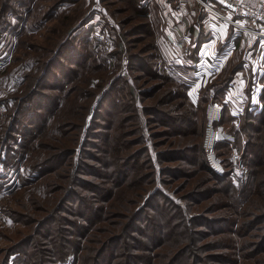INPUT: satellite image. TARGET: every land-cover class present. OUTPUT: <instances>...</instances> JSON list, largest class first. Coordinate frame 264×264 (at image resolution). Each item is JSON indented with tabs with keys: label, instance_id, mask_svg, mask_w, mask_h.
<instances>
[{
	"label": "rangeland",
	"instance_id": "1",
	"mask_svg": "<svg viewBox=\"0 0 264 264\" xmlns=\"http://www.w3.org/2000/svg\"><path fill=\"white\" fill-rule=\"evenodd\" d=\"M180 1L186 11L179 18L180 36L173 40L165 29L174 22V10L184 8ZM143 6L146 16L140 13ZM207 15L190 0H0V58L8 62L0 70V264L14 246L37 252L40 264H54L59 252L70 254L62 264H81L78 255L83 262L89 257L91 264L122 262V249L105 261L98 250H90L91 255L85 254L86 248L79 250L86 239L70 235L66 223L75 220L85 226L70 210L75 211L72 203L81 194L97 198L95 188L101 196L96 206L115 203V196L107 200L111 182L117 179L108 169L112 152L98 133L106 139L113 136L115 142L119 132L127 133L122 140L128 141L134 140L137 127L140 139L121 150L115 161L122 162L118 176L123 186L133 180L129 198L136 201L130 200V213L155 200L156 190L169 195L187 218L200 220L192 227L197 246L193 254L209 264H224L210 256L223 254L216 246L235 238L241 223H246L241 228L245 240L264 232V190L251 208L254 219L246 221L235 215L239 207L231 204L234 195L227 184L216 183L201 167L204 162L218 176L228 175L236 186L252 180L247 176L251 155L245 152L248 137L243 125L247 113L261 108L264 41L252 42ZM188 34L190 44L179 48ZM184 49L183 62H177L176 55ZM223 88V99L231 102L244 89L245 113L237 125L221 116L218 123L234 136V143H215L210 151L204 148L208 111ZM127 102L136 110L137 124L134 115L123 111ZM261 115L264 110L257 117ZM65 149L67 153H60ZM208 154L218 171L210 167ZM134 166H139V179L133 177ZM72 168L75 176H67ZM69 180L72 193L65 192ZM89 182L95 188L87 186ZM125 187L114 189V194L125 192ZM259 205L263 209L255 214ZM118 213L122 209L107 214V220L118 222L116 230L132 223L130 215L120 218ZM154 219L162 224L158 214ZM144 233L132 238L149 245L148 231ZM124 242L129 247L136 244L129 238ZM258 245L264 247V239ZM180 248L167 250L174 255Z\"/></svg>",
	"mask_w": 264,
	"mask_h": 264
},
{
	"label": "trees",
	"instance_id": "2",
	"mask_svg": "<svg viewBox=\"0 0 264 264\" xmlns=\"http://www.w3.org/2000/svg\"><path fill=\"white\" fill-rule=\"evenodd\" d=\"M144 1L145 0H141ZM140 13L144 16L147 15V7L143 6L140 7ZM197 61V59H195ZM219 91V90H218ZM225 88H223L222 91L219 92V94L216 96L218 97L217 100H222L224 97ZM264 92L261 95V108L258 110V112H252L247 113L244 117L243 125V132L246 133L248 137V142L245 146V152L249 155H251L250 161L247 163V176L249 175V178L252 180H244L241 183H239L237 186L234 185L232 180H227L229 177L228 175L218 176L215 174L210 168L203 162L202 169L205 173H207L213 181L216 183L224 182V184H227V188L232 193L233 196V202L231 204L234 207H239L235 213L237 216H241L242 219L245 218L246 221H251L254 219L255 215L250 214L251 208H255L256 205H253L254 202H256L257 196L260 197L262 195L264 188H262L264 184V180H261V175L264 174V117L258 118L257 116L259 113H262L264 110ZM204 103V100H203ZM20 109H17V112L19 113ZM123 111H127L131 115H134V124H137V117L135 116L136 110L133 108V105L131 102H127L123 108ZM17 113V114H18ZM223 118L227 117L228 114L224 110L222 112ZM221 115V116H222ZM127 120V118H126ZM122 120L119 122L120 125ZM34 125V124H33ZM138 127L134 128L133 132V139L130 140H122V138H126V135L122 132H119L120 135H118L116 142L113 140V136L111 138L106 139V135H100L98 133L99 139L106 144L109 145V149L111 150L112 154H109L107 156V161L110 163L108 165V169L111 170L110 173L114 172V175L117 176L116 180H112V189L110 190L111 195L108 196L109 200L111 197L115 196V203L107 204L106 206H96L94 204V201L99 202L101 196H98V192L100 190L93 187V183L88 184L90 188H95L96 197L94 200H91L90 195L81 194L77 196L72 203V208H75L72 211L70 210V213L75 215V218L83 219L85 226L83 224H80L79 222H76L75 220L70 222L69 224L66 223L70 227V235L77 239H86V245L79 250L85 248V254L91 255V251H97L98 253H101L100 256L105 255L103 261L107 259L109 255L112 253L114 254L117 249H122V253L124 255V259L121 262H116V264H126V263H134L137 262V264H209L205 263L203 261H197L196 254L194 253L193 247L196 245L193 243L195 241V237L192 231V227L200 225V220L198 219H192L186 217L183 213L180 212V209L178 208V204L175 203V201L164 192H160L156 190V199L155 200H148L147 206L144 205L143 209L133 210L132 213L129 211V207L131 206L133 201V198H129V195L131 193L134 184L133 180H127L128 185L125 187L122 184L121 177L118 176L119 172V166L121 165V160H119L118 165L115 164V161L117 159H120V152L121 150H124L126 146L134 145L132 144L133 141H136V138L138 137ZM179 133V132H178ZM140 139V135L138 137ZM250 140H253L250 141ZM139 141V140H138ZM138 143V142H135ZM105 151L107 149H104ZM67 153L66 149L61 151L60 153ZM170 154V152H168ZM135 156L137 155V151L135 150L133 152ZM166 155H168L166 153ZM134 156V157H135ZM79 157V156H78ZM182 159V158H178ZM137 165V164H136ZM201 165V163H200ZM38 166V165H37ZM141 167V165H140ZM37 169V168H32ZM139 166H134L133 169V177L135 179H139L141 176ZM75 170V166H74ZM40 171L38 172V174ZM78 173H80L78 171ZM82 173V172H81ZM89 173V171H88ZM75 176V172L73 173V168L68 172L67 176ZM78 175V174H77ZM101 181V180H100ZM72 180H69V183L67 184L65 188V192L72 193V188L69 186L71 184ZM88 182V181H86ZM139 182V180H138ZM127 188L125 189V192L123 190H120L118 193L114 194L115 190L121 189V188ZM87 188V189H90ZM115 189V190H114ZM134 189V188H133ZM130 190V192L128 191ZM211 190V189H208ZM94 195V194H91ZM99 197V198H98ZM154 198V197H152ZM232 198V197H231ZM104 199V198H103ZM162 199V200H160ZM130 201V202H129ZM136 201V200H134ZM133 201V202H134ZM154 201V205L151 207V204ZM162 201V203H161ZM106 201L102 200V203ZM174 202V203H172ZM47 206H49V200L47 201ZM241 206V207H240ZM174 207V208H173ZM71 208V209H72ZM108 214V212L112 209H122L123 213H118L117 217L123 218V215H130L129 221L132 222L131 224H124L122 227L118 228L116 230V226L118 225L114 221L107 220V214L105 216V211ZM151 210L149 212L146 211ZM177 209V210H176ZM263 209V206L259 205V207L256 208L255 214H260ZM139 210H141L139 212ZM50 211V210H49ZM178 211V212H177ZM158 214L159 219L161 220L162 224H159L154 219V215ZM232 217V216H231ZM105 221L107 223V226H95L96 223ZM246 223H241L238 233L235 238L229 237L225 243H221L219 247L223 250V254H215L214 256H210L211 258H218L223 259L224 264H231L237 261V264L240 262L247 261L250 262V264H264V256H261L262 252L264 253V247L262 245H258L259 242H261L264 239V232L262 234H258L256 238L245 240L243 238L244 233L241 231L242 226ZM111 225V226H110ZM159 225L161 226V229H159ZM133 226V227H132ZM144 230L148 231L149 238H148V244L145 245L141 243L143 240H136L132 237V235L141 233L142 236H144ZM61 231L60 228L56 229V236H58L59 232ZM240 231V233H239ZM133 233V234H132ZM55 236V237H56ZM242 236V238H241ZM132 240L136 244L134 246H130L127 242H124L125 239ZM244 239V241H243ZM31 240V237H28L26 239L27 242ZM83 241V240H82ZM170 243L169 245L164 246V244ZM99 244V246H98ZM161 245V247H160ZM52 252L55 254L56 252V244L53 245ZM98 246V248H97ZM206 246V245H204ZM203 246V247H204ZM133 247L135 252L139 251L141 254H135V252L126 255V251H129ZM161 248L160 252H157V248ZM176 247H182L177 250V253L174 255H170L168 253L169 248H176ZM97 248V249H96ZM159 248V249H160ZM197 248V246H196ZM24 247H18L14 246L13 248H10V253L5 258V264H40L39 263V256L37 252H27ZM91 250V251H90ZM108 252V253H107ZM29 253V254H28ZM107 253V254H106ZM128 253V252H127ZM191 253V254H190ZM196 253V252H195ZM257 253V255H254ZM112 254V255H113ZM254 255V256H253ZM75 259H80L81 264H87L88 261H90L88 264H91L92 260H89V257H87V261L83 262L82 257L78 255L76 258L75 254H73ZM99 256V257H100ZM10 257V258H9ZM70 257V254L67 253H57V256L54 258L53 263L54 264H62L64 263L68 258ZM98 257V258H99ZM230 257H235V259H231ZM12 258V259H11ZM11 259V260H10ZM134 261V262H133ZM94 264H104V262H101L99 260H96Z\"/></svg>",
	"mask_w": 264,
	"mask_h": 264
},
{
	"label": "built area",
	"instance_id": "3",
	"mask_svg": "<svg viewBox=\"0 0 264 264\" xmlns=\"http://www.w3.org/2000/svg\"><path fill=\"white\" fill-rule=\"evenodd\" d=\"M209 15V18L218 19L228 24L234 31L246 36L248 40L264 41V0H192ZM8 64L0 58V70ZM243 68L247 71V63ZM241 95L235 102L226 99L214 100L210 103L204 148L212 151L215 143L223 142L229 146L234 143V136L219 124L222 112L225 110L235 125L244 116L246 99ZM210 153V152H209ZM211 168L218 171V165L212 154H208Z\"/></svg>",
	"mask_w": 264,
	"mask_h": 264
},
{
	"label": "crops",
	"instance_id": "4",
	"mask_svg": "<svg viewBox=\"0 0 264 264\" xmlns=\"http://www.w3.org/2000/svg\"><path fill=\"white\" fill-rule=\"evenodd\" d=\"M185 1H187V0H185ZM191 2H193L192 0H190ZM170 1H168L167 3L170 5V3H169ZM180 2H182V1H180ZM193 3H195V2H193ZM182 4H183V6H184V8H180V9H175L174 10V12L172 13V18H173V20H174V22H171L170 23V21H169V23H170V26H167L166 27V32H167V37L168 38H171V39H173V40H175V36H180V33H179V30H181V27H180V22H179V18H183L182 16H183V13H184V11H186V4L184 3V2H182ZM205 12V11H204ZM206 13V12H205ZM208 16V15H207ZM207 18H209V16L207 17ZM172 25V26H171ZM176 26V27H175ZM179 29V30H178ZM191 37H192V35H191ZM191 37H190V35L188 34V35H186L185 37H183V39L182 40H186V44H183V43H180V46H179V48L180 47H182V45H183V47L184 48H186L189 44H190V41H191ZM177 40V39H176ZM174 42V41H173ZM240 43H241V41H240ZM239 43V45H241ZM237 44V43H236ZM200 47H201V45H200ZM200 51V48H199V50H197V54H198V52ZM184 52H185V49H184V51H183V54L181 53L180 55H176L177 56V58H179V59H177V62H183V58L185 57L184 56ZM251 52V51H250ZM200 54V53H199ZM194 66V65H193ZM234 72L236 71V70H233ZM238 71V70H237ZM237 71L235 72V74H237ZM238 72H240V71H238Z\"/></svg>",
	"mask_w": 264,
	"mask_h": 264
}]
</instances>
